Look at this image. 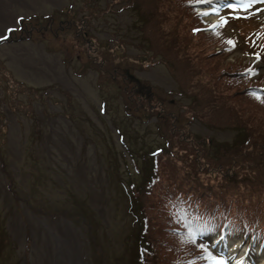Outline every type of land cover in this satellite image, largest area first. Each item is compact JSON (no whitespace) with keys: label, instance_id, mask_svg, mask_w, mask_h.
<instances>
[{"label":"rangeland","instance_id":"obj_1","mask_svg":"<svg viewBox=\"0 0 264 264\" xmlns=\"http://www.w3.org/2000/svg\"><path fill=\"white\" fill-rule=\"evenodd\" d=\"M155 1L0 0V35L23 31L0 44V264H135L138 205L126 188L142 186L146 168L136 166L158 147L176 154L160 155L164 190L264 223V101L251 91L264 82V59L260 79L235 74L252 64L249 37L264 12L220 29L237 44L225 56L215 36L194 33L197 0L160 1L173 38L161 47ZM129 75L151 91L135 93ZM71 210L86 221H65ZM146 213L147 239L166 264L175 244L197 249L161 236L160 212ZM247 248L264 264V251Z\"/></svg>","mask_w":264,"mask_h":264},{"label":"trees","instance_id":"obj_2","mask_svg":"<svg viewBox=\"0 0 264 264\" xmlns=\"http://www.w3.org/2000/svg\"><path fill=\"white\" fill-rule=\"evenodd\" d=\"M161 0H156L153 8L155 11L156 17V31L158 34V40L162 41L161 47L166 49L169 46V43L173 38H170L168 34L163 33L162 30V19L159 12V5ZM143 12L144 10H140ZM196 28V27H195ZM194 28V33H197ZM218 54H223V52H217ZM183 55V54H182ZM227 56V53L223 54ZM189 69L196 68L195 65L189 64ZM186 66V70H188ZM8 73V72H7ZM9 74V73H8ZM128 83L133 85L135 93L141 92L143 90V86L141 82L134 77L133 75L128 76ZM250 90V88H249ZM262 131H259L262 134ZM212 144V140L210 142ZM168 144V143H167ZM173 154L170 150L167 151L165 148L161 147L159 155H171ZM176 154H173L175 156ZM257 155V154H256ZM132 160L137 162L135 155L132 153ZM255 157V156H254ZM143 162H145L143 160ZM137 170L143 173V169L146 168L145 172L143 173V183L142 186H136L134 183L131 184V192H133L132 197L135 199L138 208H137V219L140 224L141 235L143 236L144 240L140 241L139 252L142 255V259L148 260L151 256L153 258V264H166L168 262L166 259H163L160 254V250L153 251L151 241L148 240L149 229H150V221L152 217L146 212L158 213L160 212V216L162 217L161 222L156 227L159 228L161 236L164 233L170 234L171 237L175 240L185 238L186 243L187 240V227L189 222H193V224H209L214 227V232H218L221 229H227L228 225H221L229 220L228 217L232 216V220H244L246 223H255L259 221V219L249 220L247 218H241L240 214H234L230 209L223 208L217 205L214 208L205 209L200 202L196 199L189 200L192 195L188 196L182 192H173L170 189H163L160 185V168H161V161H156L155 157H152L151 163H147L142 167V170L139 166H136ZM149 170V171H148ZM151 171V173H150ZM150 173V174H149ZM145 195L151 197V209L145 205ZM143 215V216H142ZM142 216V217H141ZM220 217V218H219ZM221 225V226H217ZM179 246V245H178ZM176 244L169 248L168 250L174 254L172 264H204L206 260L200 259L204 253L202 250L195 249L194 246L189 249V251L183 250V248H177ZM182 254V257H181ZM200 259V261H196Z\"/></svg>","mask_w":264,"mask_h":264},{"label":"snow or ice","instance_id":"obj_3","mask_svg":"<svg viewBox=\"0 0 264 264\" xmlns=\"http://www.w3.org/2000/svg\"><path fill=\"white\" fill-rule=\"evenodd\" d=\"M197 2L211 5L209 11L203 13V15L205 16L210 15L212 13H219L220 11L221 5L214 4L213 0H197ZM257 2H264V0H233L232 3L223 4L222 6L230 9L236 18H245V17H241L239 13L241 11H248ZM20 19L23 18L21 17ZM220 22L226 24L227 17H221ZM211 27H216V25H211ZM7 31L11 32L13 31V29L9 28L7 29ZM195 31H199V29H196ZM5 39H7V36L0 35V40H5ZM227 43L232 47H235L236 42L229 39ZM254 55L256 56L257 60L261 59L259 53H256ZM246 71L251 75L257 74L255 68H249L246 69ZM256 98L264 101V96L257 95ZM213 231H214V227L207 223L201 225V224H193L192 222H189L187 227V240L188 242L194 244L196 247L202 250L204 255H202L200 259L206 260L208 264H229L228 258L223 253L216 254L211 249V245L209 243L200 241V238L203 237L206 233H210ZM220 239L222 240L223 237L221 236Z\"/></svg>","mask_w":264,"mask_h":264},{"label":"bare ground","instance_id":"obj_4","mask_svg":"<svg viewBox=\"0 0 264 264\" xmlns=\"http://www.w3.org/2000/svg\"><path fill=\"white\" fill-rule=\"evenodd\" d=\"M239 263H240V261H239Z\"/></svg>","mask_w":264,"mask_h":264}]
</instances>
